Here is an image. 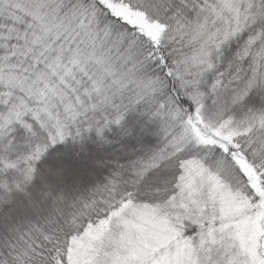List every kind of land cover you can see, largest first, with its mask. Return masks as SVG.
Segmentation results:
<instances>
[{"label":"snow or ice","instance_id":"obj_1","mask_svg":"<svg viewBox=\"0 0 264 264\" xmlns=\"http://www.w3.org/2000/svg\"><path fill=\"white\" fill-rule=\"evenodd\" d=\"M0 264H264V0H0Z\"/></svg>","mask_w":264,"mask_h":264}]
</instances>
